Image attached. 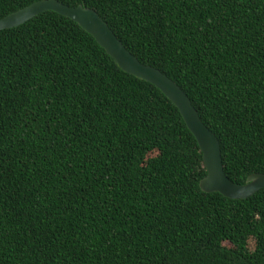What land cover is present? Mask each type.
<instances>
[{"label": "trees", "instance_id": "16d2710c", "mask_svg": "<svg viewBox=\"0 0 264 264\" xmlns=\"http://www.w3.org/2000/svg\"><path fill=\"white\" fill-rule=\"evenodd\" d=\"M58 1L185 91L233 182L264 173V0ZM206 175L179 109L77 23L0 31V264H264V189L231 200Z\"/></svg>", "mask_w": 264, "mask_h": 264}, {"label": "water", "instance_id": "95a60500", "mask_svg": "<svg viewBox=\"0 0 264 264\" xmlns=\"http://www.w3.org/2000/svg\"><path fill=\"white\" fill-rule=\"evenodd\" d=\"M46 12L57 13L77 23L97 41L121 70L154 85L179 109L202 153L207 172L200 182L203 192L219 193L231 200H247L264 189V173L250 175L244 185L236 184L226 175L220 140L204 123L189 96L161 70L143 64L133 55L96 10L84 5L71 7L58 0H41L0 19V31L23 26Z\"/></svg>", "mask_w": 264, "mask_h": 264}]
</instances>
